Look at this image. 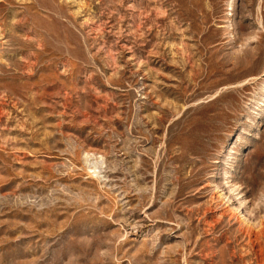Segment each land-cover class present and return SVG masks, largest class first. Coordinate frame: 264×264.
<instances>
[{"label": "rangeland", "instance_id": "374dc122", "mask_svg": "<svg viewBox=\"0 0 264 264\" xmlns=\"http://www.w3.org/2000/svg\"><path fill=\"white\" fill-rule=\"evenodd\" d=\"M0 264H264V0H0Z\"/></svg>", "mask_w": 264, "mask_h": 264}, {"label": "bare ground", "instance_id": "6f19581e", "mask_svg": "<svg viewBox=\"0 0 264 264\" xmlns=\"http://www.w3.org/2000/svg\"><path fill=\"white\" fill-rule=\"evenodd\" d=\"M145 1V0H144ZM61 2V1H60ZM67 3V2H66ZM33 4H34V1H33ZM60 5V4H59ZM146 5V4H145ZM148 19V18H147ZM153 20V19H152ZM91 167L92 168H95L96 167V165L94 164V163H91ZM220 200V199H219ZM217 224H218V222H217ZM240 231H242V230H240ZM247 234V233H246ZM248 235V234H247Z\"/></svg>", "mask_w": 264, "mask_h": 264}]
</instances>
